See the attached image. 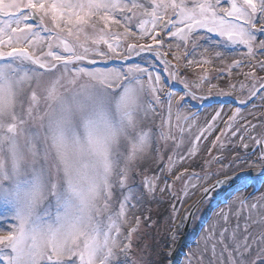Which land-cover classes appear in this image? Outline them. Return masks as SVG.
<instances>
[{"label":"snow or ice","instance_id":"1","mask_svg":"<svg viewBox=\"0 0 264 264\" xmlns=\"http://www.w3.org/2000/svg\"><path fill=\"white\" fill-rule=\"evenodd\" d=\"M262 37L264 0H0V264H144L152 203L225 187L183 264H264ZM215 60L242 79L212 83ZM213 96L238 106L201 123L189 101Z\"/></svg>","mask_w":264,"mask_h":264},{"label":"rangeland","instance_id":"2","mask_svg":"<svg viewBox=\"0 0 264 264\" xmlns=\"http://www.w3.org/2000/svg\"><path fill=\"white\" fill-rule=\"evenodd\" d=\"M217 38L220 39L218 36ZM218 106L219 104H217L216 107ZM210 111H211L210 109H205L200 113V116L203 119V121L207 118L208 113ZM206 143L207 142H205L202 147H204ZM236 149L237 148H232L231 145H226L223 149L217 147L216 155H223L225 157L223 163L228 164L230 161H232L231 159H229L230 151ZM217 167L218 165H215L214 170ZM154 170H155V166L153 165L152 171ZM136 179L139 180V177H137ZM182 185L183 182L180 185H178L177 190L181 189ZM194 193L195 192L191 193L188 198L181 197V199L184 202L187 199H189ZM257 195H259V193ZM225 198H227V196ZM174 200L175 199L171 197H166V200L163 204L157 205L156 203H152L150 205V207L152 208V219L157 222L156 226L151 228L147 226L142 227L141 232L144 234L143 240L137 242L134 245V251H133V256L137 258L143 256L144 264H163L166 261L164 251L172 243V241L169 239V236L174 228V222H172L169 219L171 215V207L174 203ZM209 202L204 203L201 207H199L198 211L196 212L194 216L195 218H194L192 231L189 232L188 240L186 241V244L182 248L185 253L179 255L177 264H183L185 260V254L187 253L189 248L195 247V242L199 239L200 234L202 232V226L210 221L213 213L217 211L219 207L224 206L223 202L221 204L219 203L211 204ZM207 218L209 219L207 220Z\"/></svg>","mask_w":264,"mask_h":264},{"label":"flooded vegetation","instance_id":"3","mask_svg":"<svg viewBox=\"0 0 264 264\" xmlns=\"http://www.w3.org/2000/svg\"><path fill=\"white\" fill-rule=\"evenodd\" d=\"M246 70H247V69H245V71H246ZM260 74H261V75H264V73H260ZM253 103H259V100L257 99L256 101H253ZM258 111H259V112H264V107L259 108ZM247 119L252 120L254 123L256 122L255 118L252 117V116H248ZM252 151H253V149H252ZM252 151H250V152H252ZM252 158L255 159V157H252ZM257 163H258V161H257Z\"/></svg>","mask_w":264,"mask_h":264},{"label":"water","instance_id":"4","mask_svg":"<svg viewBox=\"0 0 264 264\" xmlns=\"http://www.w3.org/2000/svg\"><path fill=\"white\" fill-rule=\"evenodd\" d=\"M189 217H190V216H189ZM189 217H188V219H187V223H188V221H189ZM187 223H186V225H187ZM183 238H184V237H180L178 245H180V243L182 242ZM174 258H175V252L172 254V260H174Z\"/></svg>","mask_w":264,"mask_h":264},{"label":"bare ground","instance_id":"5","mask_svg":"<svg viewBox=\"0 0 264 264\" xmlns=\"http://www.w3.org/2000/svg\"><path fill=\"white\" fill-rule=\"evenodd\" d=\"M200 122H201V123H203V120H202V119H200Z\"/></svg>","mask_w":264,"mask_h":264}]
</instances>
